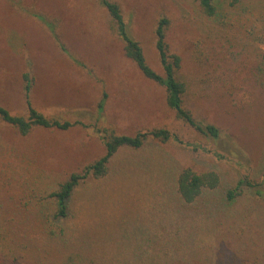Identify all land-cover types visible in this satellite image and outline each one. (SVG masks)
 Instances as JSON below:
<instances>
[{
    "label": "rangeland",
    "instance_id": "374dc122",
    "mask_svg": "<svg viewBox=\"0 0 264 264\" xmlns=\"http://www.w3.org/2000/svg\"><path fill=\"white\" fill-rule=\"evenodd\" d=\"M110 1L159 74L154 29L166 17L168 52L180 59L182 105L195 120L217 126L220 137H204L176 119L165 89L125 57L98 0H0V106L27 115L29 72L32 107L74 124L33 127L22 136L0 123V264H133L134 252L151 264H264V205L252 193H264V0H212L213 17L202 13L199 0ZM161 127L181 143L121 149L110 163L116 174L74 195L75 215L64 222L70 248L49 237L59 231L49 193L103 155L104 132L133 136ZM149 156L213 170L223 187L244 177L252 185L229 210L209 217L204 207L211 198L188 207L200 215L193 220L172 202L165 163L133 167Z\"/></svg>",
    "mask_w": 264,
    "mask_h": 264
},
{
    "label": "trees",
    "instance_id": "16d2710c",
    "mask_svg": "<svg viewBox=\"0 0 264 264\" xmlns=\"http://www.w3.org/2000/svg\"><path fill=\"white\" fill-rule=\"evenodd\" d=\"M98 1L99 6L106 10L111 18V28L123 44L125 57L134 63L138 71L145 79L162 86L165 89L166 104L174 111L176 119L182 121L204 137L212 140L218 139L221 132L217 126L195 120L191 113L182 105L184 85L176 77L177 70L180 66V59L177 55L170 54L168 52V45L166 43L168 20L166 17L161 16L157 20L154 29L155 49L162 69V74H159L146 63L140 44L132 37L127 29L119 4L110 0ZM237 1L238 0H229V4L233 5L237 3ZM198 4L204 15L208 17H213L215 15L216 8L213 6L212 0H199ZM44 24L45 26H48L49 22H45ZM50 34L60 48L57 33H55L51 27ZM60 49L63 50L62 47ZM261 59V72L264 74V53L262 54ZM23 80L25 82L24 96L27 115H12L8 110L0 106V123H5L15 128L22 136H26L33 127L66 130L74 125L69 122H60L55 119L46 118L34 109L30 102L32 78L29 72L23 75ZM105 99L106 94L104 93L98 104L99 112L103 109ZM100 139L104 147L103 155L95 161L84 165L79 171L71 173L67 179L59 183L55 190L50 192L48 196L54 205L51 220L57 221L56 226L59 228L56 235L55 233H52L49 234V237L54 238L57 243H60L62 246L68 248H70V241H68L69 238H67L68 230H66L67 227L64 225V222L71 219L75 215L72 209V200L74 195L81 188L83 189L84 187H87L89 185L88 183L92 182V184H94L96 182L108 181V178H110L111 175L116 174L117 171L111 168L110 163L121 149L140 151L145 147L148 141L159 144H165L171 141L179 144L181 143L174 135H172V133L169 132V130L164 127L141 131L133 136L125 134L117 135L113 132H104ZM185 146L186 148H189L190 151H199V149L202 150V148L197 145L194 146L186 144ZM172 158L163 157V162H158L152 156L147 158L143 157L140 162H136L133 167H159L158 165H164L165 163L163 170L165 171V174H167V180H169L168 187L173 197L172 202L178 204V206L184 210V216L186 218L193 217L191 214H188L190 211L189 209H191L188 207L197 206L201 200L205 202L206 199L210 198L211 200L206 203L204 207L208 210V212H206V217H209L213 211L220 208L229 210L233 205H235V203H237L238 197L242 193V189H244V187H251L252 185L251 182L244 177L240 178L234 186L230 187L228 185L227 187H223L221 179L215 171L204 170L197 172L189 167H181L179 165L175 166L173 162L174 158L173 160ZM252 193L260 201V203L264 205V193L258 189H255ZM197 216L200 217L199 214H194L193 220L197 219ZM115 231H117V228H111V232ZM128 239L127 241H129ZM83 241L86 246L84 238ZM148 242L149 241L146 240L147 244ZM158 243H160V241ZM89 247L90 243H88V248ZM135 253L136 252L132 255L133 264H151L152 260H145L144 256L140 254V252L137 254ZM141 256H143V259H141ZM89 260L94 262L95 259L94 257H90ZM170 262V264H183V262L179 259L170 260Z\"/></svg>",
    "mask_w": 264,
    "mask_h": 264
}]
</instances>
